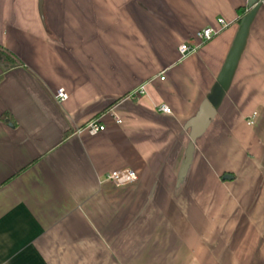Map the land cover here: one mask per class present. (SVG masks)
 Listing matches in <instances>:
<instances>
[{
    "label": "crops",
    "instance_id": "1",
    "mask_svg": "<svg viewBox=\"0 0 264 264\" xmlns=\"http://www.w3.org/2000/svg\"><path fill=\"white\" fill-rule=\"evenodd\" d=\"M247 1L0 0V264H264V0Z\"/></svg>",
    "mask_w": 264,
    "mask_h": 264
},
{
    "label": "built area",
    "instance_id": "2",
    "mask_svg": "<svg viewBox=\"0 0 264 264\" xmlns=\"http://www.w3.org/2000/svg\"><path fill=\"white\" fill-rule=\"evenodd\" d=\"M227 25L228 24L222 18H219L217 19L215 26L209 25L195 32L192 41L182 43L177 47L179 59H185L187 56H190L191 54L198 51L202 45L206 44L215 36H217ZM160 75L161 76L159 77V80L163 81L164 73L162 72ZM143 87L144 86H140L138 89L131 92L128 95V98L136 99L145 95V89ZM54 99L57 102H63L67 99V93L62 88H59L54 94ZM157 111L162 114L170 113V109L164 104L159 105L157 107ZM109 115L114 119L115 124L118 125L121 123L120 119L113 110L109 111ZM100 120V118H95L88 121L81 130L92 136L104 131V126L100 123ZM136 179V174L130 169L110 172L104 178L105 181H108L115 186H123L133 182Z\"/></svg>",
    "mask_w": 264,
    "mask_h": 264
},
{
    "label": "water",
    "instance_id": "3",
    "mask_svg": "<svg viewBox=\"0 0 264 264\" xmlns=\"http://www.w3.org/2000/svg\"><path fill=\"white\" fill-rule=\"evenodd\" d=\"M262 2L261 0H248L247 1V5L249 8H253L256 7L257 5H261ZM256 9V8H255ZM255 9L248 15L246 16V18L243 20L242 25L240 27V30L236 36V40H235V45L233 50L230 52V62H229V66L232 64L234 65L236 63V61L238 60L243 47L245 46V41L248 35V31L249 27H250V23L252 21V18L254 16L255 13ZM227 80V79H226ZM225 79H219L218 80V86L220 87L221 91H226V81ZM192 153V147L189 148L185 160H184V165L183 168L186 169V167L188 166V163L190 162L191 159V154ZM222 179H230V176L225 175Z\"/></svg>",
    "mask_w": 264,
    "mask_h": 264
},
{
    "label": "trees",
    "instance_id": "4",
    "mask_svg": "<svg viewBox=\"0 0 264 264\" xmlns=\"http://www.w3.org/2000/svg\"><path fill=\"white\" fill-rule=\"evenodd\" d=\"M14 61H15L14 57L6 50L0 47V63L7 65L13 63Z\"/></svg>",
    "mask_w": 264,
    "mask_h": 264
}]
</instances>
